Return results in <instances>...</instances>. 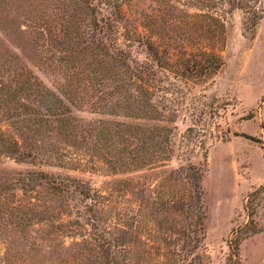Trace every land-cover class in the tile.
<instances>
[{
  "label": "rangeland",
  "instance_id": "rangeland-1",
  "mask_svg": "<svg viewBox=\"0 0 264 264\" xmlns=\"http://www.w3.org/2000/svg\"><path fill=\"white\" fill-rule=\"evenodd\" d=\"M241 1L230 9L227 0H0V77L30 68L68 103L74 125L61 131L43 109L32 116L17 103L0 107V141L16 139L25 151L0 155V264H105V252L111 264H264V0ZM247 7L260 13L253 29ZM116 8L124 16L117 42L131 64H153L143 87L172 120L133 114L125 91L107 94L111 83L99 73L111 57L102 50L78 47L62 65H47L66 30L76 46L88 33L103 37L111 53L99 17ZM127 29L141 36L127 38ZM63 82L76 85L74 96ZM157 132L169 143L146 138ZM188 164L202 172L204 233L181 261L187 217L171 204V173Z\"/></svg>",
  "mask_w": 264,
  "mask_h": 264
},
{
  "label": "trees",
  "instance_id": "trees-1",
  "mask_svg": "<svg viewBox=\"0 0 264 264\" xmlns=\"http://www.w3.org/2000/svg\"><path fill=\"white\" fill-rule=\"evenodd\" d=\"M198 1L201 3L203 2V0ZM227 1L230 4V9H233L235 7H242L241 0ZM201 9L204 8L201 7ZM246 9L248 10L249 7H247ZM252 9H249V11H251ZM198 13L209 15V12ZM123 17V14L118 10V8L114 10L112 16L102 15L99 17V20H101V28L103 29L102 31L105 33H107L106 31H108V33L111 34V53L108 52L109 44L105 42L103 37H94L92 33H88L86 38L87 42L85 44L79 43L78 46H76L71 41L72 36L68 35L69 31L66 30V33L63 35V37H60V39H55L54 43L58 45L53 47V56H56V59L55 61H53V59L49 61L47 60V65H62L61 62L68 60L70 54L72 55V51L78 47H80L79 50L81 52L87 49V51L91 54L97 53L96 48L99 51L102 50L103 56L109 55L111 57V65L107 64L108 61H103L102 69L99 73V76L103 77V83H111V89L106 91V93L109 94L111 91L112 96L117 91H125V95L129 97V99H126L125 102H123L124 104L122 105L133 110V114L136 113L139 116L141 114L142 116L152 120H172L174 115L173 113L162 112L155 106L154 102L151 100V96L154 91L143 87L145 85L144 82H152L155 77L156 69L154 68L153 64L149 61H134L131 64L127 52L123 47L120 46V43L117 42V35L116 32H114V28L120 21V19H123ZM249 17V23L245 22V24L247 23L249 27L253 29L260 17V13L254 8L252 11V15ZM70 21L71 23H74L73 20ZM93 22L94 24H97L96 18ZM132 33L137 34L138 37L141 36V33H139L138 31L134 30L130 33L128 29L125 32L124 36L129 38ZM51 35L52 34H50V36ZM50 36H48V39ZM53 39L54 38H52V40ZM147 47L151 51L153 59H155L156 63L159 64L162 58H160L156 44L148 40ZM200 51L203 54H212V58L214 59L215 52H206L205 50ZM60 52H64V54L60 55ZM123 73L132 78L136 76L139 81L138 84L137 82H127L129 85L125 82L123 83V81L120 79ZM137 85L143 87L142 94L133 93L134 90L138 88ZM61 87L71 92V94L73 93V96L76 93V85H72L68 82H63L61 84ZM70 99L72 98L70 97ZM119 100L120 99H117L115 101ZM14 103H17L20 110H22L25 114L31 113L32 116L40 114L43 109L44 113L46 112L45 115H47L45 118V122H48L50 124L52 120L56 121V127L61 131L67 128L71 130V127L74 126L73 122H71L72 117L69 113L70 109L68 103L59 98L55 94V92L48 88L42 81V79L39 78V76H37V74H35L28 67L21 66L20 69L16 70V72L10 77H0V107H3L2 111L10 110L12 104ZM94 104H97L96 100L94 101ZM102 104L107 105V102H103ZM149 131L152 132L151 130ZM146 138H149L151 140L154 139V143H169L168 136L163 134L161 135L160 132H157L154 136L149 134ZM21 148L22 143H19L18 140L13 138H11L10 140H6L1 137L0 155L6 154L21 157L23 153H25V151ZM201 175L202 172L199 170V166H196L195 164L180 166L173 170L171 173V176L173 177L172 181L178 185V194L175 199L172 200L171 204L174 206V208L182 211L187 217L186 222L182 223V226L179 227V233L183 235L184 242L182 243V246L179 248V250L177 251L176 249V251L178 258L181 261H184L186 259L187 251L192 252V250L198 246L197 243L200 241L204 233L203 218L205 216V212L202 203L203 191L200 184ZM48 181L51 182V184L55 188L59 189L64 188V186L66 185V183L64 182L63 186L60 180L58 182H56L54 179H50ZM79 191L82 192L85 197L90 196L89 189L86 187H81ZM251 195L252 194L249 195L247 203H250ZM249 213H252V209H249ZM236 231H238V229H236ZM231 241L234 242V245H231L232 250L230 252L229 258L232 259V263H235L237 261L236 256L238 247V234H236L233 239H231ZM104 256L105 264H111V256L107 252L104 253ZM174 261L175 257L173 255V262Z\"/></svg>",
  "mask_w": 264,
  "mask_h": 264
}]
</instances>
